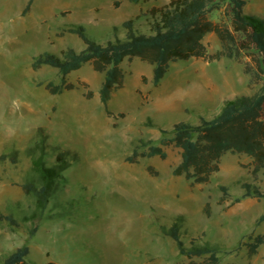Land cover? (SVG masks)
Segmentation results:
<instances>
[{"label": "rangeland", "instance_id": "rangeland-1", "mask_svg": "<svg viewBox=\"0 0 264 264\" xmlns=\"http://www.w3.org/2000/svg\"><path fill=\"white\" fill-rule=\"evenodd\" d=\"M169 0H0V156L16 152L18 162H0V214L11 215L17 227L0 222V260L23 244L29 247L26 264H188L178 255L173 241L159 228L183 216L180 228L185 246L190 242L217 243L218 264H264V244L256 254L245 247L233 250L247 236H264V198H244L243 183L264 193V168L253 179L250 159L226 153L220 171L208 183L191 184L173 177L171 170L180 160L179 150L166 149L167 157L138 159L128 163L132 149L142 148L138 140L158 144L157 128L174 123L196 124L199 116L210 119L225 101L255 90L247 86L242 65L229 59L208 63L189 59L171 63L158 86L151 84L152 67L137 58L124 60L123 85L111 93L107 117L98 99L103 75L89 64L71 72L65 82L75 88L52 95L48 82L60 83L51 67L33 71V57L43 52L59 54L65 48H83L77 36L64 33L69 24H79L88 36L105 42L124 37L121 24L133 20L141 33L148 34L157 18L150 10ZM245 14L263 15L264 0H246ZM221 12L209 18L217 21ZM212 53L219 48L213 34L203 39ZM85 83L92 92L85 99ZM41 128L48 144L70 149L78 160L62 173L57 192L50 198L45 218L35 235L28 237L29 223L22 216L32 208L20 184L29 170L24 149ZM54 158L49 153L46 161ZM151 169V171L148 170ZM219 186L227 188L222 200ZM49 217V218H48Z\"/></svg>", "mask_w": 264, "mask_h": 264}, {"label": "trees", "instance_id": "trees-1", "mask_svg": "<svg viewBox=\"0 0 264 264\" xmlns=\"http://www.w3.org/2000/svg\"><path fill=\"white\" fill-rule=\"evenodd\" d=\"M137 4L140 0H127ZM33 0H27L22 13L28 11ZM246 0H169L167 4L152 8L150 12L157 18L150 24L149 33L137 30L133 20L124 21L121 28L124 37L116 36L113 28V39L105 42L96 41L87 35L79 24H69L63 30L78 37L83 48L76 51L65 48L59 54L43 52L33 57L30 67L33 71L47 66L55 69L60 76V83L48 82L45 85L52 95L75 88L65 82V77L89 64L92 70L103 75L98 89V99L105 115L114 117L107 109L111 93L123 85L124 72L121 64L124 60L137 58L150 65L151 84L156 87L168 70L171 63L202 59L208 63L229 59L242 65L243 74L247 76V86L256 87L251 95H242L225 101L220 111L210 119L198 117L196 124L188 122L174 123L171 128H162L149 119L147 126L157 128L160 133L158 144L138 140L144 148L132 149L126 158L128 163L138 159L157 157L164 160L166 149L179 150L180 160L171 170L173 177H182L191 184H205L220 171V159L226 153L242 154L250 159L253 179L264 168V14L251 15L243 12ZM221 12V17L213 21L209 16ZM213 34L219 48L210 53L203 43L206 35ZM85 90V99L92 97L88 86L81 84ZM48 136L39 128L24 149L29 160V170L20 184L23 195L31 199L32 208L22 216V223H29L28 237L35 235L38 222L45 218L50 198L57 192L62 180V173L78 160L77 152L48 144ZM49 153L54 154L51 164L46 161ZM9 160L15 165L18 162L16 152L1 155L0 162ZM151 171L150 168H148ZM243 193L235 198L238 203L244 198H264V193L252 184L241 185ZM222 200L228 196L227 188L219 186ZM49 218V217H48ZM264 220V213L257 222ZM5 221L10 227H17V221L11 215L0 214V222ZM183 216L171 220L169 227L161 226L162 236L170 238L178 255L187 260L202 259L200 263L218 264L220 247L217 243L190 242L185 246L181 240L180 228ZM264 244V236H247L246 242H239L233 250L245 247L248 255L256 254ZM29 247L21 245L3 256L0 264H26ZM31 264H34L31 262Z\"/></svg>", "mask_w": 264, "mask_h": 264}]
</instances>
